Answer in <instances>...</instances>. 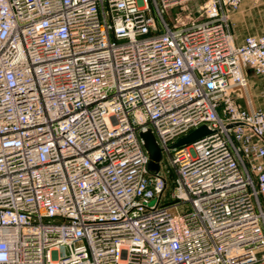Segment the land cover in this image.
<instances>
[{
    "label": "built area",
    "instance_id": "2783aa9c",
    "mask_svg": "<svg viewBox=\"0 0 264 264\" xmlns=\"http://www.w3.org/2000/svg\"><path fill=\"white\" fill-rule=\"evenodd\" d=\"M241 1L0 0V264H264V104L238 101L264 33L235 43Z\"/></svg>",
    "mask_w": 264,
    "mask_h": 264
},
{
    "label": "crops",
    "instance_id": "0c3cea01",
    "mask_svg": "<svg viewBox=\"0 0 264 264\" xmlns=\"http://www.w3.org/2000/svg\"><path fill=\"white\" fill-rule=\"evenodd\" d=\"M228 28L236 44L242 43L247 35L263 34L264 2L242 0L239 7L229 13ZM245 74L249 84L250 101L243 96H240L238 101L244 108L261 107L264 104V98L260 96L264 87L263 80L248 69H245Z\"/></svg>",
    "mask_w": 264,
    "mask_h": 264
},
{
    "label": "water",
    "instance_id": "95a60500",
    "mask_svg": "<svg viewBox=\"0 0 264 264\" xmlns=\"http://www.w3.org/2000/svg\"><path fill=\"white\" fill-rule=\"evenodd\" d=\"M211 131L205 126L202 125L187 135L179 138L176 142H174L171 147H179L183 145H187L191 142H194L208 134H210ZM139 136L143 141V145L147 151L148 154V162H147V170L154 174L159 170L160 161H161V150L155 140L154 135L152 134L150 129H147L145 131H140Z\"/></svg>",
    "mask_w": 264,
    "mask_h": 264
},
{
    "label": "rangeland",
    "instance_id": "374dc122",
    "mask_svg": "<svg viewBox=\"0 0 264 264\" xmlns=\"http://www.w3.org/2000/svg\"><path fill=\"white\" fill-rule=\"evenodd\" d=\"M198 5H199V3L198 4H193V6H191L190 7V11H191V13L194 15V16H196L197 15V12H198ZM177 13H181L180 12V9L178 8V7H174V8H171L170 10H169V13H167V18H168V15L170 16V18H172L175 14H177ZM149 15H150V18H153V15H152V13H149ZM157 21V20H156ZM172 175L170 176V178H169V185H168V187H167V198H165V199H168L169 197H170V195H171V193H172V186H173V183H172Z\"/></svg>",
    "mask_w": 264,
    "mask_h": 264
}]
</instances>
